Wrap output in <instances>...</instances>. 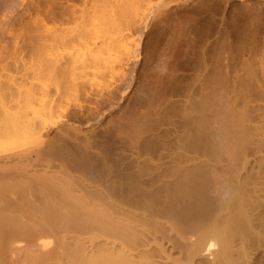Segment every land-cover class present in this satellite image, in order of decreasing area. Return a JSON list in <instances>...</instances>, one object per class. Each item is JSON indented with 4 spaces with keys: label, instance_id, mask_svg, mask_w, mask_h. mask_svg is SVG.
Wrapping results in <instances>:
<instances>
[{
    "label": "rangeland",
    "instance_id": "374dc122",
    "mask_svg": "<svg viewBox=\"0 0 264 264\" xmlns=\"http://www.w3.org/2000/svg\"><path fill=\"white\" fill-rule=\"evenodd\" d=\"M66 2L0 0V94L38 98L21 110L45 122L41 141L67 144L91 177L132 179L145 191L170 181L176 161L223 182L211 185L226 196L230 176H264V0ZM38 146L8 139L6 153L17 156L0 168L63 175L52 158L45 166L23 153ZM263 183L255 195L264 201ZM30 255L26 264H39Z\"/></svg>",
    "mask_w": 264,
    "mask_h": 264
},
{
    "label": "bare ground",
    "instance_id": "6f19581e",
    "mask_svg": "<svg viewBox=\"0 0 264 264\" xmlns=\"http://www.w3.org/2000/svg\"><path fill=\"white\" fill-rule=\"evenodd\" d=\"M37 99L29 93L0 94V159L16 155L6 153L5 143L22 136L39 144L38 148L23 153L36 154L37 162L44 165L48 161L53 163L47 160L52 158L61 164L58 163L63 171L58 173L63 175L29 177L23 174L26 172L22 167L0 168V264H9L12 256L29 249L25 255L21 254V259L18 255L13 258L26 264L27 257L22 256H29L31 251L36 257V246L32 244L36 242L41 249L37 257L43 260L30 257L38 259L39 264L41 261V264H260L263 261L262 256L260 263L253 262L258 257L253 258V251L264 248V201L258 196L262 192L258 185L264 182L259 177L263 175L257 173L259 177H245L248 180L243 178V181L230 176L225 186L229 188L227 196L212 186L215 178L210 183L206 174L202 175L207 179L199 177L197 168L188 167V170L179 161L170 170L172 179L153 190L140 189L131 178H127L132 181L129 183L125 178L91 177V164L85 158L69 155L67 144L62 145L61 140H40L45 122L30 123L21 110L32 106ZM45 107L42 113L49 118L53 109ZM41 158L43 162L39 161ZM77 174L81 176L78 183V176L73 181ZM90 186L94 190H89ZM140 248L145 250L139 251ZM19 261L13 263L21 264Z\"/></svg>",
    "mask_w": 264,
    "mask_h": 264
}]
</instances>
